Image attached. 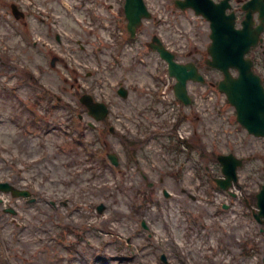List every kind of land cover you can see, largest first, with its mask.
<instances>
[{
    "label": "rangeland",
    "instance_id": "1",
    "mask_svg": "<svg viewBox=\"0 0 264 264\" xmlns=\"http://www.w3.org/2000/svg\"><path fill=\"white\" fill-rule=\"evenodd\" d=\"M149 2L162 20L143 21L136 39L119 47L117 38L125 33L120 0H0V182L24 185L36 198L28 204L0 192V264H260L264 234L248 208L213 185L218 171L212 161L174 144L173 118L182 108L170 105L172 93L165 102L155 99L156 73L168 77L145 42L159 32L185 59L187 51L206 52L204 26L190 12L176 11L172 0ZM11 3L24 18L13 17ZM121 85L127 98L117 94ZM83 92L109 104L108 122L131 139L140 136L137 161L125 157L126 142L117 133L99 123L84 127L94 121L80 109ZM198 107L180 127L196 129L193 144L206 156L227 151L230 142L238 154L253 152L257 159L239 170L236 188L241 198L254 194L264 181L263 142L240 128H216V110ZM30 109L48 126L32 124ZM80 113L84 134L76 139L68 115ZM106 152L117 155L120 171L101 163ZM226 198L233 205L223 209ZM8 201L18 215L4 212ZM256 246L261 249L254 252ZM162 253L166 263L159 260Z\"/></svg>",
    "mask_w": 264,
    "mask_h": 264
},
{
    "label": "water",
    "instance_id": "2",
    "mask_svg": "<svg viewBox=\"0 0 264 264\" xmlns=\"http://www.w3.org/2000/svg\"><path fill=\"white\" fill-rule=\"evenodd\" d=\"M177 4L182 9L191 7L194 9L195 13L202 14L212 19L211 11L214 9V6L209 0H178ZM124 10L128 19L127 28L133 36L141 19L143 17H149V13L146 10L143 0H125ZM212 30L213 42L208 48V52L211 55V61L209 63L214 67L220 68L224 73V79L220 82L219 87L227 94L229 101L236 106L238 120L251 133H254L255 135H264V95L258 88L259 85H257L256 80L252 79L250 73L247 72L248 70L245 71V66L242 63L243 61L241 58L243 52L247 50L248 46L247 44L242 43L240 46L238 44L224 45V43L220 45L218 31L214 26H212ZM150 46L153 49H156L160 56L168 62L169 74L174 76L177 80L174 85L175 94L185 103L189 102L185 90L186 80H203L201 75L197 73L195 66L191 63L185 65L176 63L173 60V54L168 52L159 40H157L156 44L150 43ZM232 65L238 66L247 76L243 74L241 77L239 76L238 79H233L228 71V67ZM120 92L125 95V92ZM81 100L88 106L92 102L91 98L87 95H84ZM102 113L104 112L102 111ZM220 160L224 165L223 171L226 179L218 182L223 188H227L230 185L231 180H236L235 168L238 162L230 156L222 157ZM0 189L6 191L12 190V193L15 195L28 194L26 191L14 190L6 183H1ZM257 204L260 211L256 216L259 219L264 216V185L261 191L257 194ZM162 259L164 260L163 256Z\"/></svg>",
    "mask_w": 264,
    "mask_h": 264
},
{
    "label": "flooded vegetation",
    "instance_id": "3",
    "mask_svg": "<svg viewBox=\"0 0 264 264\" xmlns=\"http://www.w3.org/2000/svg\"><path fill=\"white\" fill-rule=\"evenodd\" d=\"M222 10L223 17L219 21L227 24L229 16H233L236 29H246L245 37H252V45L247 53L251 60V68L259 78L264 92V0H212ZM209 37V34H208ZM205 58L203 59V61ZM203 64V63H202ZM239 69H233L236 74ZM254 137V136H253ZM249 137L251 140H262L264 137ZM251 157H249L250 159Z\"/></svg>",
    "mask_w": 264,
    "mask_h": 264
}]
</instances>
